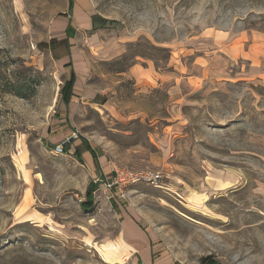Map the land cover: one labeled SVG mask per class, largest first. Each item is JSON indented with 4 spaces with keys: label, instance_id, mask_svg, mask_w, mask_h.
Here are the masks:
<instances>
[{
    "label": "rangeland",
    "instance_id": "obj_1",
    "mask_svg": "<svg viewBox=\"0 0 264 264\" xmlns=\"http://www.w3.org/2000/svg\"><path fill=\"white\" fill-rule=\"evenodd\" d=\"M91 2L98 38L78 52L97 97L69 111L72 146L160 180L119 197L73 147L52 155L67 73L45 43L67 0H0V264H264V81L238 54L264 34V0Z\"/></svg>",
    "mask_w": 264,
    "mask_h": 264
},
{
    "label": "crops",
    "instance_id": "obj_2",
    "mask_svg": "<svg viewBox=\"0 0 264 264\" xmlns=\"http://www.w3.org/2000/svg\"><path fill=\"white\" fill-rule=\"evenodd\" d=\"M97 31L91 0H67L66 8L48 24V41L45 43L46 53L63 73H67V88L63 94L59 93V105L52 122L54 130L49 131L47 129L44 137H47V144L50 146L66 142V152L73 147L74 153L80 154L89 173L94 178L96 175L106 177L107 174L110 178L111 169L109 165L106 163L105 166L102 157L97 156L93 149L81 150L80 144L77 143H73L72 146L71 136L73 132L68 121L69 111L76 108L77 102H89L97 97L91 88L82 89L83 83L87 79L88 63L85 56H81L78 52L79 38L84 34H90L89 38L92 42L93 39L98 38ZM245 36V41H249L251 44L247 46L245 56L239 50L238 54L251 61L253 65L252 76L264 81V34L250 32ZM111 46L109 44L108 47H103L101 54L109 53L111 56H117L121 53L120 48L117 46L111 48ZM101 172L102 174H100ZM210 179L217 189H221L222 185L230 182L233 184V181L226 182L228 179L222 174H211ZM127 221L123 225L122 236L125 237L127 243L132 244L130 249L135 247L139 250H146L149 247L146 236L133 221L130 219ZM122 240V244L126 245L125 241ZM127 248L129 249V247Z\"/></svg>",
    "mask_w": 264,
    "mask_h": 264
},
{
    "label": "built area",
    "instance_id": "obj_3",
    "mask_svg": "<svg viewBox=\"0 0 264 264\" xmlns=\"http://www.w3.org/2000/svg\"><path fill=\"white\" fill-rule=\"evenodd\" d=\"M76 134H72V139H76ZM66 145L64 143L58 144L51 149V153L54 156H64L66 155L65 150ZM114 174L111 176L109 180H105L107 183L105 185V190L114 191L117 193L116 195L122 197L123 190L127 187H131L138 184H149V185H156L159 180L160 176L158 174H146L142 172H137L133 170H129L126 168L112 169Z\"/></svg>",
    "mask_w": 264,
    "mask_h": 264
},
{
    "label": "trees",
    "instance_id": "obj_4",
    "mask_svg": "<svg viewBox=\"0 0 264 264\" xmlns=\"http://www.w3.org/2000/svg\"><path fill=\"white\" fill-rule=\"evenodd\" d=\"M23 91L25 90H23V88L21 90V86L17 83H15L14 85H10V87L8 88V92L13 93L14 95L19 96V97H23L26 95L25 92Z\"/></svg>",
    "mask_w": 264,
    "mask_h": 264
},
{
    "label": "bare ground",
    "instance_id": "obj_5",
    "mask_svg": "<svg viewBox=\"0 0 264 264\" xmlns=\"http://www.w3.org/2000/svg\"><path fill=\"white\" fill-rule=\"evenodd\" d=\"M125 259V258H124Z\"/></svg>",
    "mask_w": 264,
    "mask_h": 264
}]
</instances>
